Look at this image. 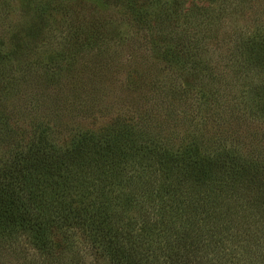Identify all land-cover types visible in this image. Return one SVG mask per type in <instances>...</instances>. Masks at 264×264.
Returning <instances> with one entry per match:
<instances>
[{"label": "trees", "instance_id": "trees-1", "mask_svg": "<svg viewBox=\"0 0 264 264\" xmlns=\"http://www.w3.org/2000/svg\"><path fill=\"white\" fill-rule=\"evenodd\" d=\"M256 1L221 0L217 9L195 0L96 1L122 6L126 19L146 25L144 38L168 44L164 60L188 81L184 89L158 85L162 107L182 122L170 134L152 116L144 124L116 119L64 146L49 124L36 123L31 136L20 121L12 128L23 114L16 104L7 116L4 108L22 87L16 73L33 62L19 43L0 47V246L24 241L35 253L25 249L24 264H83L79 245L106 264H264V28L225 29L228 18L257 13ZM183 18L193 32L176 31ZM66 19L68 47L51 52L52 62L79 56L84 49L72 54L73 42L99 48L115 32L80 13ZM220 55L223 71L213 65ZM208 73L214 90L196 83ZM230 78L245 81L247 104L212 98ZM50 80L37 82L46 89Z\"/></svg>", "mask_w": 264, "mask_h": 264}, {"label": "rangeland", "instance_id": "rangeland-1", "mask_svg": "<svg viewBox=\"0 0 264 264\" xmlns=\"http://www.w3.org/2000/svg\"><path fill=\"white\" fill-rule=\"evenodd\" d=\"M96 1L67 0L68 6H66L65 0H58L57 4L54 0H0V45H3L0 46L1 49L16 45L18 47L19 43L23 50L24 47L27 50L24 54L28 55L33 62L24 75L16 73L18 78L23 79L18 82L22 87H18L19 93L14 90L13 103L9 100L7 107L4 108L7 116L12 108L15 109L16 104V111L23 114L21 120L14 118L10 124L12 128L16 127L20 121L21 125H24V130L31 136L36 123L49 124L55 127L56 144L64 146L86 132L109 127L116 119H122L127 124H133L135 121L144 124L146 118L152 116L153 121L161 123L168 134L175 129L176 125L182 124L170 108L162 107L163 103L159 99L162 98L161 90L158 88L160 83H163L164 87L173 84L172 87L180 89H184L188 83L180 75L182 71L179 67L169 65L164 60L168 44L161 41L158 35H155L156 39H150L151 34L148 33L144 38L142 30L146 25L140 20L134 21L133 17L129 19L128 16L126 19L124 13L126 9L122 6L118 7L119 5L116 4L114 8L105 9L102 7V1L100 4ZM200 1L195 0V3ZM218 3L220 4L221 0H216L212 5L210 2L201 1L199 6L205 9L207 7L217 9ZM255 3L257 9L252 11H258L257 13L251 12L239 20L228 18L225 29L227 31L234 29L248 31L258 27L263 29L264 0H257ZM64 8H67V11L66 9L65 12L60 11ZM41 9H46L48 14L38 16ZM71 11L72 14L80 13L87 22H89L88 19L93 18L101 21L105 24L104 27L107 26L115 32L110 40L107 43L104 42L99 48L95 47L100 43L92 45L89 41L79 46L73 42L74 46L70 51L72 54H78L77 50L84 49L79 52V56L71 61L62 54L60 59L52 62L51 52L59 53L68 47L65 45L64 37L61 39L63 29L60 27ZM118 12L121 14L119 15ZM122 15L125 16V21L121 18ZM183 20L184 18L179 19L181 25H176V31L180 34L193 32L192 26L189 29H183L190 23L183 24ZM254 20L256 22L250 25V21ZM154 22L152 17V25ZM222 28L224 29V26ZM166 30L171 31L170 27ZM118 32L121 33V37ZM162 35H169V33H162ZM212 47L216 49L217 45L212 44ZM41 56L46 57L47 64L40 60ZM215 59L213 65L217 66V70L223 71L227 59L222 60L221 55ZM170 70L176 71L175 74ZM217 70L215 69L216 72ZM29 74L31 77H28ZM39 78L44 81L51 79L49 88L43 89L45 87L37 82ZM195 80L198 84L204 82L207 88L209 82L210 89H216L214 76L211 73ZM244 82L243 80L240 84L237 79H226L218 90L220 92L212 98L222 100L227 97L228 101H231L237 96L240 105L247 104V101L251 100L248 94L246 93L244 98L240 95ZM230 87L233 88L232 94L228 93ZM195 96L197 95L191 99H196ZM251 97L253 98L252 95ZM28 249L29 246L24 245V241L14 243L8 248L0 246V264H24L25 253L30 257L35 255L33 250L27 252ZM78 250L80 257L83 258L81 260L83 264H106L101 260L96 262V255L84 249L83 246L79 245Z\"/></svg>", "mask_w": 264, "mask_h": 264}]
</instances>
